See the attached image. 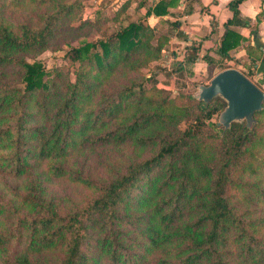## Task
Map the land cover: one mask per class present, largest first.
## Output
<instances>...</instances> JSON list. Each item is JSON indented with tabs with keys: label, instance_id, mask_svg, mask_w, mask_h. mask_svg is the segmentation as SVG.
Here are the masks:
<instances>
[{
	"label": "trees",
	"instance_id": "obj_1",
	"mask_svg": "<svg viewBox=\"0 0 264 264\" xmlns=\"http://www.w3.org/2000/svg\"><path fill=\"white\" fill-rule=\"evenodd\" d=\"M46 1L52 9L36 27L0 22V176L25 180L7 186L9 198L0 196V264H264V164L246 159L253 143L263 145L256 129L264 101L250 129L245 120L224 128L217 124L226 106L219 96L204 104L193 95L178 105L156 81L143 88L138 73L162 58L175 27L162 21L160 33L147 19L168 15L180 0H140L141 18L66 44L74 70L65 80L60 68L47 70L35 57L79 8ZM240 1L229 4L234 21ZM129 6L125 0L113 22ZM243 41L226 27L217 51L226 57ZM243 48L255 58L246 64L250 74L260 56ZM199 49L186 47L184 61L194 63ZM117 73L135 76L106 94ZM126 144L138 153L106 165L103 176L69 165L74 151ZM51 180L88 195L58 199L46 186Z\"/></svg>",
	"mask_w": 264,
	"mask_h": 264
},
{
	"label": "rangeland",
	"instance_id": "obj_2",
	"mask_svg": "<svg viewBox=\"0 0 264 264\" xmlns=\"http://www.w3.org/2000/svg\"><path fill=\"white\" fill-rule=\"evenodd\" d=\"M39 1V2H37ZM27 2L26 0L19 5L16 0H4L3 7L0 8V22L8 27H16L20 24H29L32 27H36L40 23V19L43 14L51 11V4L46 0H37ZM67 3H75L76 10L79 8V13L65 21L63 27L57 34V36L51 41L50 49L44 53L35 57L36 60L42 62L47 70L54 68H60L64 74L65 80L72 79V72L74 66L70 65L69 60L65 57V50L67 49L66 44L76 47L83 41H92L100 38L105 33L113 32L120 22L134 21L141 18L142 11L137 10V6L140 0H129L130 6L127 8L125 13L120 15L117 22H113L112 17L114 12L125 0H63ZM35 2V3H34ZM44 2V3H41ZM71 4V3H70ZM87 22L80 29H72L77 27L80 22ZM147 19V23H148ZM149 24V23H148ZM160 33H164L166 30L165 25L155 23L152 25ZM171 44H168L165 48L169 52H175L170 50ZM163 53L162 58L158 62L151 63L147 69H144L138 73L139 81L144 84L143 88L149 89L153 86V81H156L157 88L167 90L170 97L178 105H184L188 101L189 96H193L196 93V83L200 80L205 79L204 83L208 84L209 80L212 79L221 70H215L214 64H202V67H195L194 70L201 74L200 70L205 68L204 75L191 76L189 71L186 74L179 76L177 72L178 60L169 61ZM177 52V51H176ZM215 57V56H213ZM167 62V63H166ZM205 66V67H204ZM246 70V69H245ZM243 73L254 79L253 72L250 74L243 70ZM151 75H154L151 77ZM134 74H122L117 73L114 75L106 84L103 89L106 94H110L114 90H117L128 78L134 77ZM252 81V80H251ZM255 83L260 89L264 91L261 80H256ZM203 83V84H204ZM196 85V86H195ZM95 104L93 108H96V104L101 102L98 97L94 100ZM256 132L264 140V116L260 118V125L257 126ZM261 143H253L249 148V155H246V159L250 164L259 165L264 164V141ZM138 153V149L134 148L131 144L121 145L117 147H105L88 149L81 151H74L70 154L68 162L73 168H81L84 172L91 176H103L105 174V166H119L123 160L130 156L132 153ZM146 154V153H145ZM42 168L40 167L39 170ZM239 168L236 169V171ZM238 174V173H237ZM235 174L234 176H236ZM264 177V172L262 173ZM1 180H4L6 186L0 185V196L7 199L10 197V191L7 186H13L18 183L17 186H21L23 182L16 179H8L0 176ZM46 186L52 195L62 200L80 201L88 195V192L78 187L77 185L70 184L64 181H46ZM235 198H238L236 191ZM260 208V207H259ZM259 212V211H258Z\"/></svg>",
	"mask_w": 264,
	"mask_h": 264
},
{
	"label": "crops",
	"instance_id": "obj_3",
	"mask_svg": "<svg viewBox=\"0 0 264 264\" xmlns=\"http://www.w3.org/2000/svg\"><path fill=\"white\" fill-rule=\"evenodd\" d=\"M233 1L235 0H180L179 5L171 8L168 15L161 18L149 17L148 23L152 26L168 20L175 24L168 43L171 44L170 50L175 52L166 50L164 56L168 57L169 61L178 60L177 67L191 72L194 76L204 75L205 68L200 70L201 74L194 68L207 64L205 56L211 60L208 65L214 64L215 70L231 67L243 73V70L247 69V62L255 59L249 57L243 48L244 45L250 46L258 51L260 56L255 62L256 65L250 69L254 77L251 80L254 83L261 80L264 88V0H241L237 6L239 16L235 21L229 8ZM259 12L262 13L259 15ZM230 21L231 24H228ZM226 27L240 34L245 41L223 57L217 48ZM191 44L200 48L199 57L194 63H187L184 61L185 48ZM251 53L258 54L253 51ZM200 78L202 77L198 79Z\"/></svg>",
	"mask_w": 264,
	"mask_h": 264
},
{
	"label": "water",
	"instance_id": "obj_4",
	"mask_svg": "<svg viewBox=\"0 0 264 264\" xmlns=\"http://www.w3.org/2000/svg\"><path fill=\"white\" fill-rule=\"evenodd\" d=\"M217 96L226 103L217 122L224 128L229 127L232 122L245 120L247 128L250 129L252 115L262 109L264 101V91L233 68L221 70L208 84L197 85L194 94V98L204 104Z\"/></svg>",
	"mask_w": 264,
	"mask_h": 264
},
{
	"label": "built area",
	"instance_id": "obj_5",
	"mask_svg": "<svg viewBox=\"0 0 264 264\" xmlns=\"http://www.w3.org/2000/svg\"><path fill=\"white\" fill-rule=\"evenodd\" d=\"M253 81V80H252ZM254 83V82H253ZM255 84V83H254Z\"/></svg>",
	"mask_w": 264,
	"mask_h": 264
}]
</instances>
